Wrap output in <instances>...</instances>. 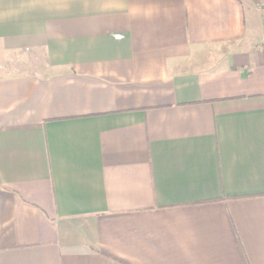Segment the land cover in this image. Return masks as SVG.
<instances>
[{"label": "crops", "instance_id": "crops-1", "mask_svg": "<svg viewBox=\"0 0 264 264\" xmlns=\"http://www.w3.org/2000/svg\"><path fill=\"white\" fill-rule=\"evenodd\" d=\"M0 264H264V0H0Z\"/></svg>", "mask_w": 264, "mask_h": 264}]
</instances>
